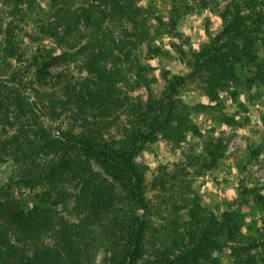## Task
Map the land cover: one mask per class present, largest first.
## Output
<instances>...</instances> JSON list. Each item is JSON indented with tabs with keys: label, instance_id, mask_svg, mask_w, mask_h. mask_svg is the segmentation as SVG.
<instances>
[{
	"label": "trees",
	"instance_id": "trees-1",
	"mask_svg": "<svg viewBox=\"0 0 264 264\" xmlns=\"http://www.w3.org/2000/svg\"><path fill=\"white\" fill-rule=\"evenodd\" d=\"M222 1L172 0L154 25L140 0H0V167L13 168L0 182V264H221L228 243L236 264L264 262V218L254 235L239 212L218 216L196 198L155 204L140 158L147 144L202 135L182 98L189 80L215 103L198 107L230 124L222 92L264 87V0ZM195 9L216 12L222 30L188 52L177 26ZM38 34L51 45L29 48ZM165 34L190 71L163 70L157 94L152 61L174 57L156 43ZM208 130L205 169L226 149ZM166 168L151 189L174 184ZM255 201L263 210L264 196Z\"/></svg>",
	"mask_w": 264,
	"mask_h": 264
},
{
	"label": "rangeland",
	"instance_id": "rangeland-1",
	"mask_svg": "<svg viewBox=\"0 0 264 264\" xmlns=\"http://www.w3.org/2000/svg\"><path fill=\"white\" fill-rule=\"evenodd\" d=\"M41 1L45 5L50 4L49 0ZM140 2L151 7L149 16L154 25L157 23V17L169 18L172 0H140ZM25 28L28 32L35 34L32 22ZM177 29L187 40L185 50L191 52L200 44L208 41L209 35H215L222 30V20L211 9H204L201 12L195 9L181 17ZM34 37L36 39L28 36L25 38V44L31 49L37 44L48 47L52 43L49 37L41 34L34 35ZM172 40L170 35L165 34L156 41L157 44H163L174 54V57L156 58L152 61L156 66L153 74L158 78L157 82L152 85V89L157 94H160L165 87L163 70L181 74L190 71V68L171 47ZM260 52L264 55L262 42ZM201 85L202 81L199 79L189 80L182 91V98L195 108L191 114V122L199 127L202 135L189 131L186 139L181 142L160 140L150 143L140 155V158L149 166L146 173L149 186L148 196L155 204H159L162 200L169 201L172 193L180 200L182 196L190 199L196 198L204 207L215 211L218 216H221L225 210L237 211L244 219L246 232L257 235V229L264 218V209L262 210L255 201L258 195L264 196V87L253 86L247 89L244 86H232L231 90H235L236 95L230 90L222 92L223 112L234 114L236 117V122L230 124L219 120L220 114L217 108L204 110L198 107V104L215 105L204 94ZM140 92L148 93L146 89ZM45 120L49 122L46 117ZM211 127H215L212 134L215 138L222 139L226 149L215 167L205 169L196 163L198 157L206 154L204 146L210 138L208 129ZM258 148H261V152L256 155L255 151ZM192 161L196 164L194 167L190 165ZM160 165H165L166 171L177 177L176 179L168 177L174 184L169 183L164 190L151 189V182L158 174ZM12 170L10 163L2 165L0 182H5ZM246 188L247 191L243 194ZM24 194L28 200H31L33 193L29 189L24 190ZM158 220L161 219L158 218ZM229 244H224L221 250L215 252L221 264H236ZM253 254L260 258L258 252L253 251ZM100 260L101 257L98 258L96 264H100ZM258 264H264V262Z\"/></svg>",
	"mask_w": 264,
	"mask_h": 264
}]
</instances>
